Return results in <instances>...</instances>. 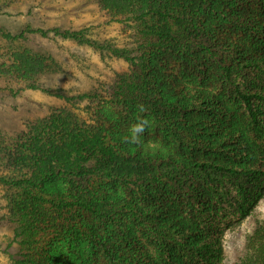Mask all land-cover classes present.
<instances>
[{
  "label": "trees",
  "instance_id": "trees-1",
  "mask_svg": "<svg viewBox=\"0 0 264 264\" xmlns=\"http://www.w3.org/2000/svg\"><path fill=\"white\" fill-rule=\"evenodd\" d=\"M95 1L134 26L145 40L138 55L85 31L0 29L11 43L61 38L134 67L106 95L44 89L65 107L11 144L0 133V185L15 192L13 264H221L218 212L237 204L245 219L264 198V0ZM18 2L0 0V13ZM47 69L45 57L16 50L0 60V90H42ZM138 118L152 126L132 146L123 138ZM176 191L188 194L193 217L169 200ZM125 217L155 234V250ZM247 247L239 264H264V221Z\"/></svg>",
  "mask_w": 264,
  "mask_h": 264
},
{
  "label": "rangeland",
  "instance_id": "rangeland-1",
  "mask_svg": "<svg viewBox=\"0 0 264 264\" xmlns=\"http://www.w3.org/2000/svg\"><path fill=\"white\" fill-rule=\"evenodd\" d=\"M27 25L34 29L85 31L86 37L98 44L110 45L127 51L131 56L138 55L141 38L132 25L112 21L95 0H19L0 13V29L16 35ZM30 49L47 60L48 69L38 78L42 90H24L13 94L15 82L2 83L0 90V133L7 145L24 132L28 124L48 117L54 111L65 107L63 100L50 96L43 90L62 92L70 96L112 93L118 77L130 73L134 67L126 59L116 57L108 51H98L86 45L61 38L32 37L25 43H11L0 39V60L8 59L16 50ZM4 58V59H3ZM84 107L80 105L77 112ZM5 172L0 166V174ZM0 185V231L13 233L16 224L10 221L9 198L14 194ZM180 215L193 217L187 193L173 192L169 197ZM142 203V201H141ZM218 208H216V211ZM136 232L137 240L150 250H155L154 233L136 226L124 218ZM264 221V198L250 216L241 218L238 205H228L218 212L213 221L217 235L222 240L224 257L221 264H239L247 254L248 240L256 226ZM19 247L10 248L11 254H18Z\"/></svg>",
  "mask_w": 264,
  "mask_h": 264
},
{
  "label": "clouds",
  "instance_id": "clouds-1",
  "mask_svg": "<svg viewBox=\"0 0 264 264\" xmlns=\"http://www.w3.org/2000/svg\"><path fill=\"white\" fill-rule=\"evenodd\" d=\"M139 111L147 112L145 105L138 106ZM152 126V121L147 118H138L136 122L129 128L128 134L123 138L124 142L136 146L143 143L142 136ZM10 245L11 248H16L18 244L14 240V235L10 231H0V264H13L12 256L9 250H6Z\"/></svg>",
  "mask_w": 264,
  "mask_h": 264
}]
</instances>
